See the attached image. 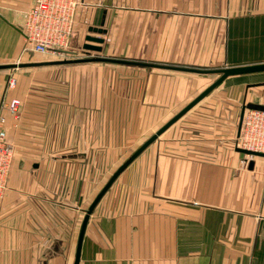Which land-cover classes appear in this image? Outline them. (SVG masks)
Returning <instances> with one entry per match:
<instances>
[{
    "label": "crops",
    "instance_id": "1",
    "mask_svg": "<svg viewBox=\"0 0 264 264\" xmlns=\"http://www.w3.org/2000/svg\"><path fill=\"white\" fill-rule=\"evenodd\" d=\"M32 1L0 0V65L29 55L20 27ZM79 1L75 51L89 27H103L100 54L83 57L152 66H41L44 80L59 68L53 80L66 83L57 105L25 94L39 73L0 68V101L13 74L21 102L8 128L0 264H73L87 201L105 176L98 161L127 159L220 75L169 67L264 63V0ZM248 108L264 109V72L226 77L159 135L94 207L78 264H264V157L236 146Z\"/></svg>",
    "mask_w": 264,
    "mask_h": 264
},
{
    "label": "built area",
    "instance_id": "2",
    "mask_svg": "<svg viewBox=\"0 0 264 264\" xmlns=\"http://www.w3.org/2000/svg\"><path fill=\"white\" fill-rule=\"evenodd\" d=\"M80 5L79 0H33L22 16L20 33L25 42L24 52L66 54L75 31ZM16 85L15 76L10 74L0 101V195L7 186L14 156L8 128L9 125H15L20 116V99L11 94ZM236 146L264 153V109L244 110Z\"/></svg>",
    "mask_w": 264,
    "mask_h": 264
},
{
    "label": "water",
    "instance_id": "3",
    "mask_svg": "<svg viewBox=\"0 0 264 264\" xmlns=\"http://www.w3.org/2000/svg\"><path fill=\"white\" fill-rule=\"evenodd\" d=\"M89 34L85 36V43L82 45V49L86 52L89 51H100L101 46L96 45L103 42V38L98 35H102L106 32V29L103 27H89L88 29ZM90 33L96 34L91 35ZM79 62H117V63H130V64H139V65H151L147 63H139V62H131L125 61L120 59H112V58H105V57H82L77 59H69V60H60V61H41V62H31V63H20V64H4L0 65V68H17V67H30V66H44V65H52V64H67V63H79ZM152 66V65H151ZM158 66V65H156ZM169 67V66H168ZM177 70L183 71H191L197 73H217L220 74L219 77L211 83L205 90H203L198 96H196L190 103H188L181 111L176 113L173 117H171L164 125H162L155 133H153L147 140H145L111 175L105 185L101 188V190L97 193L93 201L90 203L89 207L85 211L83 221L81 224L80 232L78 235L75 258L73 264H78L80 258V247L81 242L84 234V229L86 227L89 215L92 213L94 207L97 205L99 200L105 194V192L109 189L112 185L114 180L117 176L145 149L147 148L159 135H161L168 127H170L174 122H176L190 107H192L195 103L200 101L205 95L211 92L215 87H217L226 77L232 75H239V74H248V73H255V72H264V63L258 64H250V65H242V66H234V67H225L221 69H214V70H204V69H194V68H184V67H169ZM244 112V109H243ZM243 115V113H242ZM242 122V116L239 121V129L238 134L240 131ZM237 151L244 153L246 155H253V156H261L264 157V153L255 152L250 150H245L242 148H237ZM252 163V162H251Z\"/></svg>",
    "mask_w": 264,
    "mask_h": 264
},
{
    "label": "rangeland",
    "instance_id": "4",
    "mask_svg": "<svg viewBox=\"0 0 264 264\" xmlns=\"http://www.w3.org/2000/svg\"><path fill=\"white\" fill-rule=\"evenodd\" d=\"M21 28V27H20ZM91 35H96L93 33H90ZM101 36V35H98ZM101 38H103L101 36ZM76 39V37L73 35L70 38V48L68 50V54H62V55H41V54H36V53H28L25 52L29 55L26 56H20V58L14 60L13 62L9 63H23V62H41L42 60H53L56 59L55 61H60V60H69V59H77V58H82L84 53L86 51L83 52H77L75 51V45L76 43H74V40ZM22 41V49L25 48V42L23 41V39H21ZM96 45H99L96 43ZM73 46V47H72ZM79 51H81V48L78 49ZM90 52V51H89ZM93 52V51H92ZM91 53V52H90ZM89 53V54H90ZM95 55L100 54L97 51L93 52ZM83 54V55H82ZM32 67V66H30ZM39 66L38 68H24V67H17V68H12L13 72H17V73H21L22 71L25 72V75H27L28 73H39V74H34V78H29V80L31 81L32 84L29 85V87H27V85H24V91L25 94L32 96V100L34 103H52V104H59V99L60 97L62 98V100L65 99V97L63 96L66 93V83L64 81L59 80V78L57 77L55 80H53V77L55 75H58L59 73V68H54V71L51 74V80L49 81L44 80L43 76H42V67ZM227 67H232V66H227ZM225 68V67H223ZM46 69V68H45ZM50 68L47 67L48 71H52L49 70ZM39 71V72H37ZM15 74V73H14ZM30 75V74H28ZM33 76V75H32ZM30 76V77H32ZM32 103V102H31ZM126 159H118L116 158L115 160L113 159H109V160H99L97 163L98 166V170L100 174H105V176L103 177V182H101V186L99 191L101 190V188L105 185V183L108 181V179L111 177V175L116 171V169L125 161ZM84 166H90V161H84ZM95 192L94 195L96 196L97 193L99 192ZM93 195V196H94ZM95 196L93 197V199L95 198ZM92 198V197H91ZM93 199H91V201H87V203H91L93 201ZM90 205V204H89Z\"/></svg>",
    "mask_w": 264,
    "mask_h": 264
}]
</instances>
